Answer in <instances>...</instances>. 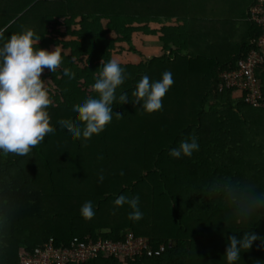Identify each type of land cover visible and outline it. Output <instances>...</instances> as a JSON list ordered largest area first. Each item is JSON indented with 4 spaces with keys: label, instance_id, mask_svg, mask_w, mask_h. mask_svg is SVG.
<instances>
[{
    "label": "trees",
    "instance_id": "16d2710c",
    "mask_svg": "<svg viewBox=\"0 0 264 264\" xmlns=\"http://www.w3.org/2000/svg\"><path fill=\"white\" fill-rule=\"evenodd\" d=\"M256 2L0 0L5 39L30 29L34 49L59 46L60 56L53 73H41L55 131L23 156L0 152V264H18L21 247L50 237L71 247L129 236L144 239L140 252L98 249L70 264H226L227 236L248 231L258 239L234 264H264V61L254 69L257 105L245 99L250 86H229L220 76L256 48L262 27L248 18ZM151 22L159 24L162 53L148 57L133 36L156 33ZM126 51L142 58L118 62L126 77L111 107L120 116L87 140L69 138L56 121L82 127L71 109L97 96L91 84L100 62ZM164 71L173 83L160 110L119 101L121 92L131 99L141 76L151 82ZM190 135L199 149L171 157L168 150ZM120 194L139 198L140 219L129 218L128 205L112 203ZM87 200L94 215L85 220L79 209Z\"/></svg>",
    "mask_w": 264,
    "mask_h": 264
},
{
    "label": "clouds",
    "instance_id": "9594fccd",
    "mask_svg": "<svg viewBox=\"0 0 264 264\" xmlns=\"http://www.w3.org/2000/svg\"><path fill=\"white\" fill-rule=\"evenodd\" d=\"M8 27V24L0 26V152L23 156L30 151V147L40 143L47 133L55 131L49 123L46 111L50 101L41 73L45 68L53 73L60 63V56L56 47L53 50L40 47L34 49L33 42L37 44L38 39L30 29L10 33L5 39L4 33ZM63 74L69 79L74 75L68 68L63 69ZM125 77L124 69L116 60L100 62L99 72L91 84L97 96L86 98L71 109V116L83 126L65 119H59L56 123L67 130L71 139L87 140L102 132L113 115L120 116L113 113L111 105L116 99L115 91ZM172 83V74L169 71H164L161 79L151 82L147 75H143L136 82L131 99L125 92H121L118 99L121 103H139V108L145 113L158 111L162 106V97ZM198 149L196 136L190 135L187 139L180 140L177 146L170 148L168 153L173 158L190 157ZM103 179L101 172L98 182ZM138 200L137 196L120 194L112 203L117 207L128 205L131 209L129 218L138 220L142 216ZM79 214L85 220L91 219L94 215L93 202L85 201L80 206ZM257 239L249 231L239 237L228 235L223 254L226 264H234L240 258L241 250L249 249Z\"/></svg>",
    "mask_w": 264,
    "mask_h": 264
},
{
    "label": "built area",
    "instance_id": "2783aa9c",
    "mask_svg": "<svg viewBox=\"0 0 264 264\" xmlns=\"http://www.w3.org/2000/svg\"><path fill=\"white\" fill-rule=\"evenodd\" d=\"M248 18L256 25L262 27V34L252 40L256 48L250 49L245 58L237 61L236 67L232 70L221 73V77L226 81L227 85H248L251 92L246 96V100L254 105L258 104L256 93V76L255 67L264 61V0L257 2L249 8ZM129 236L125 243H113L107 240H97L95 242L88 241L87 244L78 243L71 247L55 246L53 239L50 237L47 242L36 245L31 249L21 247L18 254V264H70L86 259L89 255H94L98 249H107L110 252L131 254L140 252L144 247L143 238L132 240ZM74 246V247H73ZM150 253L149 251H147Z\"/></svg>",
    "mask_w": 264,
    "mask_h": 264
},
{
    "label": "rangeland",
    "instance_id": "374dc122",
    "mask_svg": "<svg viewBox=\"0 0 264 264\" xmlns=\"http://www.w3.org/2000/svg\"><path fill=\"white\" fill-rule=\"evenodd\" d=\"M106 21H103V24ZM149 27L152 29L157 30L159 27V24L151 22L149 24ZM161 35V32L157 30L154 34H147V33H136L133 36V44L135 45L136 49L140 51L141 53H145L148 55V57H151L155 54H161V46L162 43L159 40V36ZM59 46L56 47V50L58 51ZM49 50H53V48H50ZM141 55L136 51H126L124 54L113 56V60H116L117 62L122 63H134L141 61Z\"/></svg>",
    "mask_w": 264,
    "mask_h": 264
},
{
    "label": "crops",
    "instance_id": "0c3cea01",
    "mask_svg": "<svg viewBox=\"0 0 264 264\" xmlns=\"http://www.w3.org/2000/svg\"><path fill=\"white\" fill-rule=\"evenodd\" d=\"M243 28L242 26L239 27V29Z\"/></svg>",
    "mask_w": 264,
    "mask_h": 264
}]
</instances>
